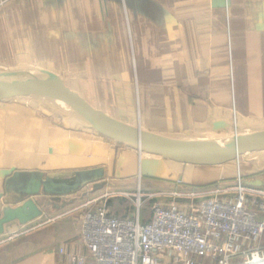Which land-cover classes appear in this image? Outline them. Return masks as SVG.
Returning a JSON list of instances; mask_svg holds the SVG:
<instances>
[{
  "label": "crops",
  "instance_id": "0c3cea01",
  "mask_svg": "<svg viewBox=\"0 0 264 264\" xmlns=\"http://www.w3.org/2000/svg\"><path fill=\"white\" fill-rule=\"evenodd\" d=\"M28 66L152 136L222 140L232 111L242 134L262 132L264 0H0V71ZM247 156L245 181L264 182V152ZM139 164L167 201L210 192L233 168L140 158L56 106L0 100V264H67L57 250L84 251L83 203L116 182L142 184Z\"/></svg>",
  "mask_w": 264,
  "mask_h": 264
},
{
  "label": "built area",
  "instance_id": "2783aa9c",
  "mask_svg": "<svg viewBox=\"0 0 264 264\" xmlns=\"http://www.w3.org/2000/svg\"><path fill=\"white\" fill-rule=\"evenodd\" d=\"M237 123L232 111L234 133ZM170 195L159 202L138 189L122 218L103 201L87 202L79 219L84 251L61 246L57 253L67 264H264V189L238 174L227 190ZM147 202L150 216L142 222Z\"/></svg>",
  "mask_w": 264,
  "mask_h": 264
},
{
  "label": "water",
  "instance_id": "95a60500",
  "mask_svg": "<svg viewBox=\"0 0 264 264\" xmlns=\"http://www.w3.org/2000/svg\"><path fill=\"white\" fill-rule=\"evenodd\" d=\"M39 95L61 105L64 113L80 127L118 145L163 161L179 164L227 163L240 155L264 152V131L210 141H173L131 129L108 119L79 102L53 72L34 66L10 69L0 74V100ZM249 187H264L261 180L245 181Z\"/></svg>",
  "mask_w": 264,
  "mask_h": 264
},
{
  "label": "rangeland",
  "instance_id": "374dc122",
  "mask_svg": "<svg viewBox=\"0 0 264 264\" xmlns=\"http://www.w3.org/2000/svg\"><path fill=\"white\" fill-rule=\"evenodd\" d=\"M20 99L21 100H25V101H29V102L33 101L35 104L41 105V106H45V105L50 104L52 106H56L57 109H59V107L53 101H51V100H49V99H47L45 97L39 96V95H29V96H25V97H20ZM238 128H239V124L237 123V131L240 132V135H244V134H242V130L243 129L240 128V130H239ZM233 131L234 130H232V132ZM233 134H234V132H233ZM246 134H248V133H246ZM229 137H230V135H229ZM252 155L253 154H250L249 156H247V157H249L248 160L251 159ZM141 157H142V155L140 156V158ZM247 157H246V159H247ZM228 163H231L230 165H233V168H232V170L228 171V173H227V179L228 180H224L222 182H219L221 184L220 187H222V183L224 184L223 187H222L223 190H225V189L227 190V189H230V188L234 187L236 172H239L241 174V171H240L241 168H242L241 177H242L243 180H245V178L243 177L244 171L245 170L246 171L250 170L251 172H253V169H254V166H255L251 162H246L245 158H240V157H239L238 161H236V159L233 158L232 161H230ZM230 165H228V166L230 167ZM240 166H241V168H240ZM144 170H146L145 166L143 168L142 165L140 166V164H139L136 177L139 178V180L142 182V184L137 183V184L131 185L129 183H122L121 184L119 182L118 183L116 182L115 185H113L114 187H112L109 192H104V191L101 192V191H99L98 193H95V198L90 200V201L98 200L97 203L103 201V202H105V204L107 206L108 203H109L108 201H110V200L113 201L116 198H118L120 200L124 199V201H126L125 202V204H126L125 213H127L131 209V204H132L131 196L132 195L136 196L138 189H139L141 195H154V192H158V191H154V186L153 185L152 186H149V185L145 186V184L147 183V181H146L147 179H146V174L144 173ZM262 174H264V169H263ZM150 184H153V183L150 182ZM213 189H215V188L212 187V186L205 188V190H210V191H212ZM174 192H176V191H174ZM156 194H158V193H156ZM155 198H158V200H160V199L162 200V199L167 198V196L166 195H158V197L154 196V198H151V199H155ZM107 199H109V200H107ZM86 204H87V201L84 202L82 206H84ZM143 207H144V210L146 212H148L149 207L148 206H143Z\"/></svg>",
  "mask_w": 264,
  "mask_h": 264
},
{
  "label": "trees",
  "instance_id": "16d2710c",
  "mask_svg": "<svg viewBox=\"0 0 264 264\" xmlns=\"http://www.w3.org/2000/svg\"><path fill=\"white\" fill-rule=\"evenodd\" d=\"M240 158H243V156L242 155H240ZM230 161H232V160H230ZM229 161V162H230ZM229 164V163H228ZM240 168H241V166H240ZM241 174H242V168H241ZM109 203H108V205L106 206V208H107V210L109 211V213L111 214V215H113V216H115V217H119V218H122V217H125L126 216V214L127 213H125V207H126V204H125V202L126 201H124V199H118V198H116L115 200H113V201H108ZM150 203L151 202H147V203H145V205L144 206H150ZM146 214V215H145ZM143 215H145V216H147V215H149L145 210H144V207L141 209V217L143 216Z\"/></svg>",
  "mask_w": 264,
  "mask_h": 264
},
{
  "label": "bare ground",
  "instance_id": "6f19581e",
  "mask_svg": "<svg viewBox=\"0 0 264 264\" xmlns=\"http://www.w3.org/2000/svg\"><path fill=\"white\" fill-rule=\"evenodd\" d=\"M5 71H7V70H6V69H1L0 74H2V72H5ZM56 105H57V106L59 107V109L63 112V114L66 115V114L64 113V111L61 109V108H62L61 105H58V104H56ZM66 117H68V116L66 115ZM68 118H69V117H68ZM231 126H234V125H231ZM236 128H237V124H236ZM233 132H234V131H233ZM235 134H236V136H238V135H237V134H238V133H237V129H236L235 133L232 134V136H234ZM232 136H230V137H232ZM230 137L225 138V140L228 139V138H230ZM238 174L241 175L239 172H236V176H237ZM236 176H235V177H236Z\"/></svg>",
  "mask_w": 264,
  "mask_h": 264
}]
</instances>
